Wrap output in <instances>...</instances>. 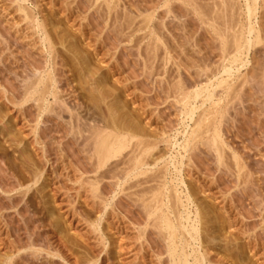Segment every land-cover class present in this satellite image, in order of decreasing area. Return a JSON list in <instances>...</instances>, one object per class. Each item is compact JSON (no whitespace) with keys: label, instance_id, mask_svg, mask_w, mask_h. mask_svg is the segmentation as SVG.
<instances>
[{"label":"rangeland","instance_id":"1","mask_svg":"<svg viewBox=\"0 0 264 264\" xmlns=\"http://www.w3.org/2000/svg\"><path fill=\"white\" fill-rule=\"evenodd\" d=\"M234 2L245 9V0ZM192 10L187 0H0V264L10 255L18 264H160V258L167 264L165 244H157L158 230L136 195L154 185L146 180L161 166L166 195L181 192L172 205L184 216L200 212L199 242L191 240L189 250L206 244L211 264H264V91L252 68L264 61V48L257 45L249 65L234 72L235 82L245 85L242 100H233L225 118L218 115L222 163L206 143L184 151L194 122L179 102V85L201 87L221 61L214 33ZM32 18L46 22L48 34ZM37 70L52 72L60 95L81 117L132 122L146 140L158 139L147 157L149 171L125 176L128 166L112 159L94 172L91 147L67 124L71 113L64 105L61 115L46 113L64 129H47L50 122L36 129L37 111L21 102V93ZM100 174V193H92ZM59 238L70 248L65 259L47 253L59 247Z\"/></svg>","mask_w":264,"mask_h":264},{"label":"bare ground","instance_id":"2","mask_svg":"<svg viewBox=\"0 0 264 264\" xmlns=\"http://www.w3.org/2000/svg\"><path fill=\"white\" fill-rule=\"evenodd\" d=\"M108 1H112V0H108ZM187 1H188V5L190 9L195 10V12L198 13V17L201 20V22L204 25H206L207 28L211 29V31L214 33L215 38L219 43L218 47L220 49L221 61H220V66H219L218 71L214 73V75L211 76L212 78L215 77V79H212L211 77L208 78L207 79L208 82H206V84H203V85L201 84L202 85L201 87L197 86L195 89L189 91L187 90V88L190 85L186 87L185 84L183 85L177 84L179 85V93L177 91L176 93L179 94L178 99H179V102H181L182 104L183 111L189 117V119L194 122V127H192L191 131L187 133L185 136L184 143H182V148L184 149V151L187 152L188 150L195 149L196 146L200 143H206L207 146L212 151L215 152L214 157L217 158L218 163L219 162L222 163L221 161L223 158V138L221 135V129L219 127V124H217L218 118H219L218 115L220 114V116L223 117L225 114L224 112L226 110H229L228 106H231L230 104L233 102V100L241 97L240 90L245 85H243V83H240V82L239 83L237 82L238 84L235 82L234 72L239 71L240 67L249 65V63L251 62L250 54H252V51H253V54L255 53L254 50H256L255 47L257 45H261L264 48V0H262V4H263L262 7L260 6L259 0H245L244 10L240 8L234 2V0H187ZM20 8L24 10L23 6H20ZM260 8L263 9L262 12H260ZM169 12H171L170 9H169ZM29 13H26L27 18L30 17ZM243 14L245 15V21H243L241 17ZM38 19L32 18V20H34V24L37 26V29L38 30L41 29L42 32L44 31L46 34H48L49 32L48 24L46 22L40 23ZM54 40L55 39L53 36H51L48 39V44L51 45L52 51H54V48H53ZM54 56H52L53 59H54ZM202 63H204V61ZM51 68L52 66L50 67V69ZM252 68L255 69L254 71L256 72L255 79H256V82L258 83V87H260L264 91V61L262 63L260 62V65H257V66L254 65ZM200 70L198 71L200 72ZM51 73L45 74L43 73V71L41 72L37 70V71H34V73H32V76H30L29 74V76L26 77L25 81H23L25 82L24 83L25 85L23 86V91L21 93L22 97L20 96L21 102L22 103L31 102L32 104H30V107H34L35 110L37 111V119H36L35 128L37 129L40 123L50 122L51 125L49 127L47 126V129L51 128L52 126H56L59 129H64L66 125L63 122L55 121L52 118L48 117V115H46V113L49 114V112L52 110H55L58 115H61L62 110L60 108V105H64V107L66 106V109L71 113L68 116L67 124L72 129L76 127L79 128V132L81 133V135L78 133L80 135L79 141L91 147L87 152L90 158H94L92 159L94 172L97 173L99 169L105 168V166L110 161L112 162V159H115L114 163L117 162L116 159H119L121 161L120 162L118 160L119 165L125 164L128 166L127 168L125 166L124 167L122 166L123 168H125V169H122V170H125L123 171L125 176L131 177V175L133 174H136V175L146 174L149 171L148 166L150 165L147 157L151 155L152 150L154 148L153 143L157 142L158 139L156 141L153 140V143L151 141L152 138L150 140L149 139L146 140L140 127H138L132 122L121 123L120 121L117 122L116 121L117 119L114 120V118H110V119L107 118L108 120H101L96 117H91V118L81 117L78 113L75 112L76 107L69 106L67 102L65 101V99L62 97V95H60V88L56 85V79ZM204 74L207 75L205 72ZM218 74L220 76L216 77V75ZM15 92H13V94L11 95L12 99H17L19 97V95L16 94ZM178 94L175 96L177 97ZM216 97H218V99L217 101H214ZM223 100H225L224 111L220 112V109L223 107L222 105L224 103ZM207 102H211V104H209L210 105L209 107H207L206 105ZM17 103H18V100H17ZM57 104H59V106L55 107V105ZM261 105H263V108H264V101L263 103L261 102ZM201 108L203 109L199 112L197 117H195L197 110H200ZM73 112H75V114ZM223 118H225V116ZM212 154L214 153L212 152ZM171 156L172 155H170V158ZM187 157H188V154H187ZM188 159L191 162L192 157ZM94 160L96 162H94ZM235 160L237 163L236 165H238L237 167L240 170H242L241 169L242 162L240 163L236 156H235ZM157 165L158 164H156V166ZM226 165L227 167H229L230 164L229 165L226 164ZM117 166L115 167V169L117 168ZM171 166L173 165L171 164ZM162 168L163 166L160 167L161 171L158 170L157 174L153 172L154 174L151 175V179L149 178V180H146V182L148 183L151 180L154 181L155 182V183L153 182L154 185L150 184L147 187L144 186L142 190H139V192L138 193L136 192L137 194L136 193L135 194L138 195L139 199L142 201V205L145 209L144 211H146L147 220L150 221L149 223H152L154 228L158 230L157 244L160 241H162L165 244L166 253H167V259L166 258L165 259L167 260V264H189L190 262L189 260H191L190 257L195 258L194 264H208V263L211 264L212 263L211 258L208 257L209 247L205 246L206 244L203 246L200 245L197 248L195 247L196 249L192 248V251L189 250L190 248L189 246L192 241H194V243L195 241L199 242V220L200 219L198 220V218H199L200 212L196 211L195 218H193L191 215V212H192L191 210H190L191 212H187L186 216H184L179 211V209L177 210V208H175V204H176L175 199L179 198V195L181 192L174 189L173 193H172V190L171 192H169V195L172 193V196L166 195L167 193H165V191L167 190H165V185H166L167 178L165 179V173L164 171H162ZM115 169H114V166L110 168L111 171ZM116 172H117V169L115 170V173L114 171L111 173H114L116 175ZM121 172L122 171L120 170V174H122ZM118 173H119V169H118ZM40 176L41 175H37V179L35 180L36 182L39 180ZM96 176H98V174ZM96 176H95L96 179L93 178L94 180L93 183H91L92 181L91 182L89 181L92 184V190L94 191V192L92 191V193L98 192L100 190L99 189L100 187L96 185L97 182L95 181L97 180L100 182L102 178L104 177V176H101V174H100L101 179H100V176L99 178H97ZM144 179H148V176L147 178H143L142 181H145ZM138 180L139 179H137V181ZM172 181H174V179H172ZM140 183H141V177H140ZM184 186H187V185H184ZM145 187L146 189H144ZM122 189L124 188L122 187ZM186 197L189 201L191 199V194L188 193ZM166 199L168 200V202L169 201L171 202V200L174 199L171 202V205L174 202L175 204H173L172 206L169 205L170 203L166 205V202H165ZM183 219H184V222H183ZM201 233H203V231ZM189 237H190V240H189ZM57 241H58L59 247L54 248L53 250L49 249L47 253L57 255L65 259L66 257L63 251L67 252L70 250V248L64 243V241L61 238H59ZM16 242H17V239H13L11 244H15ZM34 243L35 241L32 239V244L34 245ZM32 248L30 247V249ZM52 251L54 253H51ZM157 253L160 257L161 252L158 249H157ZM162 257L164 259V256ZM14 258L15 257L11 255L7 257L5 256V259L2 261V264H18L17 261L14 260ZM159 262L160 264H165V262H162L161 258ZM95 263H91V264H95ZM72 264H78V263L76 260H74Z\"/></svg>","mask_w":264,"mask_h":264}]
</instances>
